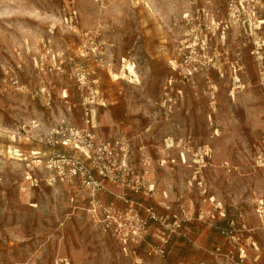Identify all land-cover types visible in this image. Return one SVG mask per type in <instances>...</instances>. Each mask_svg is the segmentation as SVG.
<instances>
[{"label": "rangeland", "instance_id": "374dc122", "mask_svg": "<svg viewBox=\"0 0 264 264\" xmlns=\"http://www.w3.org/2000/svg\"><path fill=\"white\" fill-rule=\"evenodd\" d=\"M95 181L182 221L167 256L94 222ZM260 209L264 0H0V264H264Z\"/></svg>", "mask_w": 264, "mask_h": 264}, {"label": "built area", "instance_id": "2783aa9c", "mask_svg": "<svg viewBox=\"0 0 264 264\" xmlns=\"http://www.w3.org/2000/svg\"><path fill=\"white\" fill-rule=\"evenodd\" d=\"M243 6V5H241ZM58 160L59 164L56 166L57 174L61 180H70L71 177L78 175V173L83 174L86 173L85 179L93 182L94 177L91 172L88 171L85 167L78 168L77 165L73 164V169L68 170L66 172V166L70 164L71 161H67L68 156L65 154L53 155L47 162V167L52 169L54 167V160ZM99 174L103 177L105 173L103 170L99 171ZM94 188L92 193L90 194L91 202L89 213L97 224H102L105 226V230L109 231V233L123 246V252L131 254L134 253L132 247L134 245H145L147 250L150 253L157 254L161 257H165L168 255V243L170 239L180 232L181 225L179 219L174 216V220L172 225L164 224L163 219H158L155 211L152 208H147L138 204V208L133 207V201H129L126 196H120V200L124 203L129 204V207L122 210L116 207L115 203H110L107 206H103V203L96 198V190L100 192L104 189V186L100 182L93 183ZM130 188V184L127 186ZM131 191L138 192V189L135 187L130 188ZM260 209L258 213L263 215L264 211ZM141 212H144L146 215L141 216ZM162 221L161 226L162 229L157 232V235L151 233L152 222ZM188 219H186L187 221ZM185 236V235H184ZM149 237L158 238L160 245L157 247H152L151 244L147 243V239Z\"/></svg>", "mask_w": 264, "mask_h": 264}, {"label": "bare ground", "instance_id": "6f19581e", "mask_svg": "<svg viewBox=\"0 0 264 264\" xmlns=\"http://www.w3.org/2000/svg\"><path fill=\"white\" fill-rule=\"evenodd\" d=\"M233 71H234V68H233ZM109 75H110L112 81H114V82H116L118 80H127L130 84H133V85L141 84L139 75L132 70L122 69V71L119 74H116L114 72H110ZM236 78H238V77L236 76ZM235 85H236V83H235ZM237 86H238V84H237ZM233 94H234V92H233ZM169 147H171V145H169Z\"/></svg>", "mask_w": 264, "mask_h": 264}]
</instances>
